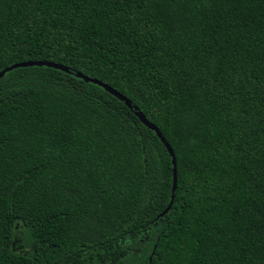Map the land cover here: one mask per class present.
<instances>
[{
    "label": "trees",
    "instance_id": "1",
    "mask_svg": "<svg viewBox=\"0 0 264 264\" xmlns=\"http://www.w3.org/2000/svg\"><path fill=\"white\" fill-rule=\"evenodd\" d=\"M27 61L69 71L0 79V264H264V0H0Z\"/></svg>",
    "mask_w": 264,
    "mask_h": 264
},
{
    "label": "water",
    "instance_id": "2",
    "mask_svg": "<svg viewBox=\"0 0 264 264\" xmlns=\"http://www.w3.org/2000/svg\"><path fill=\"white\" fill-rule=\"evenodd\" d=\"M34 65H39V66H49V67H54L57 69H61L64 71H69L68 67L61 65V64H57V63H53V62H44V61H36V62H31V61H27V62H22V63H16L14 65H11L9 67H7L6 69L0 71V79L3 78L7 72L12 71L16 68L19 67H26V66H34ZM77 76L84 79L87 82H92V83H96L102 87H104L108 92H110L112 95L116 96L117 98H119L120 100L126 102V104L128 105V107H130L131 109H134V106L131 102L130 99H128L125 95H123L122 93H120L119 91H117L116 89L112 88L111 86H109L108 84L96 79V78H91L88 77L82 73H77ZM137 115L139 116V118L141 119V121L150 129L154 130L158 137L161 139V141L164 143V145L166 146L167 150L169 151L172 159H173V164H174V183H173V194H172V199L171 202L169 204V206L166 208V210L162 213V216L166 215L172 208L173 202H174V198H175V191L177 188V180H178V175H177V160H176V155L174 153V150L171 146V144L168 142V140L166 139V137L162 134V132L160 131V129L152 122H150L147 117L141 113L140 111L136 112ZM152 258H150V264H151Z\"/></svg>",
    "mask_w": 264,
    "mask_h": 264
}]
</instances>
